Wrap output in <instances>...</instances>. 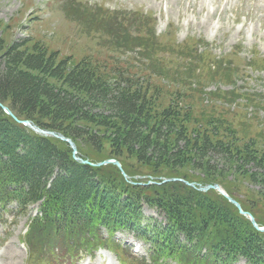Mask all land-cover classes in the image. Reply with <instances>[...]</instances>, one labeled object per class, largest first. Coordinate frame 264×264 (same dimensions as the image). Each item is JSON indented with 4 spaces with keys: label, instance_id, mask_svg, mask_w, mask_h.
<instances>
[{
    "label": "trees",
    "instance_id": "trees-1",
    "mask_svg": "<svg viewBox=\"0 0 264 264\" xmlns=\"http://www.w3.org/2000/svg\"><path fill=\"white\" fill-rule=\"evenodd\" d=\"M133 16L136 28L149 25L143 14ZM128 31L121 38L110 34L113 45L138 48L149 66L108 68L88 58L77 62L59 58L57 51L36 44L29 50L27 42L3 49L0 41V103L18 119L70 138L83 158L96 161L91 152L101 155L98 161L132 158L143 168L144 178L134 180L136 174L123 160L129 180L111 163L82 164L73 158L67 142L31 131L0 107V206L15 200L24 212L41 201L33 223L39 222L40 233H53L57 240L114 242V233L123 230L149 243L153 259L186 257L183 264H234L241 257L246 264H264V232L224 196L181 181L148 184L149 179L161 178L217 183L258 226H264V119L255 120L257 128L252 130L251 125L234 122L235 115L231 117L223 105L199 100L201 70L206 77L212 73L226 79L221 64L206 65L208 50L187 47L183 61L176 58L180 54L169 59L155 32L146 30L136 39L127 37ZM178 68L186 72L179 73L180 82L187 80L180 83L186 88L168 93L170 100L160 107L157 100L163 90L152 85L150 77L168 80L165 70ZM174 74L170 83L178 80H172ZM236 91H223L220 99L239 98L257 110L264 106L262 95H236ZM95 107L101 113L91 114ZM105 146L109 150L102 154ZM213 157L224 166H217ZM185 167L194 172L181 173ZM253 183L258 189L248 187ZM143 201L164 213V224L143 221Z\"/></svg>",
    "mask_w": 264,
    "mask_h": 264
},
{
    "label": "rangeland",
    "instance_id": "rangeland-1",
    "mask_svg": "<svg viewBox=\"0 0 264 264\" xmlns=\"http://www.w3.org/2000/svg\"><path fill=\"white\" fill-rule=\"evenodd\" d=\"M133 13L143 14L149 25L144 29L136 28L137 17ZM127 30L126 36H137L136 39H141L138 35L142 36L146 30L153 34L155 32L161 49L168 54L163 56L169 59L180 54L176 58L183 61L186 53L183 49L187 47L192 51L197 48L198 51L208 50L206 65L221 64L225 68L226 79L219 80L212 73L206 77V72L201 70L204 73L198 76L201 82L199 91L202 92L199 100L202 99L203 104L211 105L210 101H213L216 106L223 105L230 116L231 113L232 116L235 115L234 122L251 125L252 130L257 128L255 120L264 119V106L257 110L251 109L239 98L220 99L224 98L221 94L223 91L235 90L236 95L255 93L264 98V0H0V41L3 49L15 43L27 42L29 50L33 44L40 45L48 52L57 51L59 58L70 57L73 62L88 58L97 60L108 68L149 66V61L140 54L143 51L139 53L138 48L113 45L110 34H119L118 38H121L125 37L121 33ZM162 45L172 47L167 49ZM2 68L0 56V70ZM202 69L206 70V66ZM165 71L168 73V80L150 75L151 84L161 85L163 90H160L157 100L160 107L166 106L170 100L168 93L186 88L180 83L187 81L180 82L179 73L186 74L182 68L172 69L170 73L169 69ZM234 71L235 74H232ZM173 73L172 80H178L170 83ZM112 74L109 73V76ZM196 80L197 77L193 76L189 82L194 86ZM106 112L105 110L103 114ZM96 113L101 111L95 107L91 114ZM107 133L105 131L104 134ZM107 148L105 146L101 153L108 152ZM77 155L79 156L78 152ZM91 155L96 157V161L79 157L93 164L104 161H98L100 154L91 152ZM213 158L217 166H224L219 157ZM116 160L120 164L123 160L129 166L131 173L136 174L133 176L134 180L144 178L143 168L132 158ZM180 172L191 173L194 170L192 167H185ZM127 176L128 178H124L129 180L130 176ZM166 182L170 181H163L161 178L158 184ZM248 187L258 189L259 185L253 183L248 184ZM40 204L41 201L30 204L24 212H20L15 200L4 208L0 207V264H71L69 259L76 253L82 255V260L77 264H183L186 258H149L147 244L123 230L114 234V240L121 245L107 239L83 241L85 244L73 243L69 239L57 240L53 233H40L39 222L33 223L32 219L37 216ZM140 207L143 221L165 223L164 213L156 207L147 205L144 201ZM101 234L103 238L107 237L104 228ZM97 242L101 243L99 250L91 252ZM131 256H137L138 259ZM234 264L246 262L240 257Z\"/></svg>",
    "mask_w": 264,
    "mask_h": 264
},
{
    "label": "water",
    "instance_id": "water-1",
    "mask_svg": "<svg viewBox=\"0 0 264 264\" xmlns=\"http://www.w3.org/2000/svg\"><path fill=\"white\" fill-rule=\"evenodd\" d=\"M0 107L7 113L9 114L14 120H16L17 122L31 128L33 131H35L36 133L42 135V136H51V137H54V138H58L62 141H65L68 143V145L70 146L71 150H72V156L75 160L83 163V164H89V165H94V166H101V165H105V164H108V163H111L113 165H115L120 171L121 173L123 174V176L125 178H128V176L124 173L123 169L121 168V164L119 161H117L116 159H105L104 161L102 162H98V163H90L88 160H85V159H82L80 158L78 155H77V149H76V146L74 144V142L68 138V137H65L64 135H62L61 133L59 132H56V131H52V130H47V129H43V128H40L38 126H36L35 124H33L31 121L29 120H20L18 119L7 107H5L4 105H2L0 103ZM170 180H179V181H183L185 184L191 186V187H195L196 189L200 190V191H207L209 189H213L215 191H217L219 194H221L222 196H224L231 204H233L239 211L240 214L246 216L249 218V220L251 221V223L254 225L255 228H257L258 230L260 231H264V227H258L253 216L249 213V212H246L244 210H242L240 204L235 200L233 199L232 197H230L226 192L225 190L217 183H214V184H205V185H201L199 183H195V182H187V181H184L180 178H165L163 179V181H170Z\"/></svg>",
    "mask_w": 264,
    "mask_h": 264
}]
</instances>
